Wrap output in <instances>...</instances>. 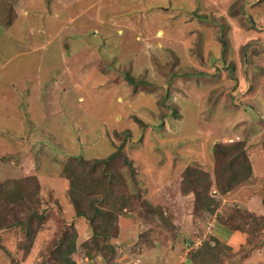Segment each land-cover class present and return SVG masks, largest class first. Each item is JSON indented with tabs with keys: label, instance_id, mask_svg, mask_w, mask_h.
<instances>
[{
	"label": "rangeland",
	"instance_id": "1",
	"mask_svg": "<svg viewBox=\"0 0 264 264\" xmlns=\"http://www.w3.org/2000/svg\"><path fill=\"white\" fill-rule=\"evenodd\" d=\"M125 74L147 85L134 90ZM263 120L264 0H0V226L45 215L0 232V264H56L48 254L74 228L76 264H194L215 239L221 264H264ZM127 131L139 184L120 170L127 187L102 207L127 200L129 216L116 223L115 252L90 260L91 231L86 240V223L76 226L59 171L70 155L105 158ZM234 141L253 165L242 207L221 200L217 218L167 204L168 183L186 167L214 179V145ZM16 186L24 200L6 207Z\"/></svg>",
	"mask_w": 264,
	"mask_h": 264
},
{
	"label": "trees",
	"instance_id": "2",
	"mask_svg": "<svg viewBox=\"0 0 264 264\" xmlns=\"http://www.w3.org/2000/svg\"><path fill=\"white\" fill-rule=\"evenodd\" d=\"M197 18L199 20L206 19L200 16ZM249 18L251 20L250 16ZM251 23L253 22L251 21ZM223 26L222 28L224 29L225 25ZM220 41L221 55L223 57L228 47L223 36L220 37ZM124 78L125 81L133 86L134 90H136L139 85H147L144 81L134 80L128 74H125ZM172 113L176 115L177 111L172 110ZM137 121L143 129L147 127L144 122L140 120ZM121 137V144L105 158L85 159L81 156L70 155L59 171V176L66 181L67 201L74 210V217L76 219H82L91 231L90 241L93 246L92 248L88 247V252L84 254V256H86V258L88 257L87 259L90 258V260H92L94 256H103L106 253H114L116 250V246L111 244L110 240L117 236L116 223L120 218L126 215L128 202L127 200L122 201L123 199H121L120 205L114 202L109 204L107 208H103L102 206L105 200L112 195L114 196V200L120 198L115 195V185L118 187L121 185L123 188L127 187L124 176L120 173V170L125 169L128 172L129 179L133 185L139 184L133 162L123 151L126 141L132 139L131 132H124ZM246 147L244 141H234L229 144L216 143L212 151L213 158L216 162L213 170L215 174L214 179L211 180L210 178L211 172L194 167H186L180 180L176 181V183L170 182L163 189L164 193H162V195L167 204L171 207V204L179 206L183 205L185 202L189 207L191 203L194 211L199 209L202 210V212H206L211 217L216 215L218 218L216 210L220 206L222 198L227 197L229 193L236 191L243 185H247L248 181L251 180L253 165L247 154ZM116 160L118 163H115ZM210 190H212V192L216 190L217 193H210ZM24 195L25 194L19 186H16L13 192L7 194L4 192L3 200L5 206L8 207L15 203H21L24 200ZM148 204L150 203L148 202ZM145 207L152 208L149 205ZM151 210L153 211L154 209ZM43 212L45 214L47 211L43 210ZM156 212L160 213V210L157 208L155 210V213ZM250 213L253 214L251 215L252 218L255 214L253 212ZM34 217L43 220L45 215H39L36 211H30L24 222L15 220L11 224H4L0 226V232L17 227L23 230L28 228L29 230L30 222ZM175 218L176 217L173 215V221L176 220ZM255 218L256 217L252 218L254 222H256ZM77 233L78 232L74 228V231L70 235L66 232L58 237V241L51 249L48 257H54L56 264H76L72 255L75 256L77 251ZM101 240L108 242L101 244ZM215 240L217 241L215 243L216 245H213L214 249L210 244L204 243L201 247L192 252L190 259L194 264H221L217 261L220 251L218 253H213L217 250L215 248L218 246V242H220L218 239ZM188 241L189 240L186 239V243ZM83 242V246L86 247L88 243H85L86 241ZM189 244L193 249L194 244L190 242ZM224 246L227 245L224 244ZM189 247L190 246H188V249ZM44 264H47V260L44 261Z\"/></svg>",
	"mask_w": 264,
	"mask_h": 264
},
{
	"label": "crops",
	"instance_id": "3",
	"mask_svg": "<svg viewBox=\"0 0 264 264\" xmlns=\"http://www.w3.org/2000/svg\"><path fill=\"white\" fill-rule=\"evenodd\" d=\"M168 172H169V171H167V173H168ZM178 172H181V171H178ZM178 172H176V173H178ZM171 173H172V174H175L174 172H170L169 175H170ZM169 175H168V176H169ZM153 177H154V175L152 176V178H153ZM168 184H169V183H168ZM246 187H247V189H249V186H248V185H246ZM243 188H244V187H240V188H238L236 191L229 193L227 198H226V197H225V198L223 197V198H222L223 202H225L224 199H226V200H232V198H233L234 196H236V197H237V202L239 203V206L242 207L243 204H242L241 201H239V200H240V196H241L242 193H243V192H242ZM150 192H151L152 195H154V194L156 193V190L153 188V190H152V191L150 190ZM153 200H155V199H153ZM148 202H149V201H148ZM155 203H157L156 200H155ZM225 203H226V202H225ZM225 203H224V204H225ZM245 205H246V204H245ZM71 207H72V206H71ZM244 208H246V207H244ZM246 210L249 211L248 208H246ZM250 212H253V211L250 210ZM253 213H254V212H253ZM125 214H126V215H125L124 217H122V218H126V217L129 216V215H127V212H126ZM254 214H255V213H254ZM81 222H83V224H84V221H83L82 219H77V222L75 223L76 226H77L78 223L81 224ZM142 227H144V226H142ZM215 229H216V227H215ZM77 230H79V229H77ZM84 230H87V231H88V232L84 235V236H85L84 239L88 240V237L90 236V229L88 228V226H87L86 224H84V227H83L82 231H84ZM139 230H141V229H139ZM142 230H144V229H142ZM142 232H143V231H142ZM78 233H79V231H78ZM140 234L143 235V233H140ZM183 234H184V233L181 232V238L185 237ZM79 236H81L80 233H79ZM142 237H143V236H142ZM116 239H117V236L114 237V238H111L110 243H111V244L115 243V240H116ZM151 240H153V238H151ZM82 242H83V241H82ZM113 245H114V244H113ZM180 245H181V244H180ZM188 246H189V245L186 244V247H187L186 249H187V251H189V249L192 248V247L190 246L189 249H188ZM193 248H196V249H197V246H196V247H193ZM163 249H166V251H168V252L171 250L170 248L168 249L167 246H166V247L163 246V247H162V250H163ZM177 249H178V248H177ZM181 251H182V249L179 248V252H180V253H181ZM148 253H149V252H148ZM160 255H161V253H160ZM160 255H159V256H160ZM150 256H151V255H150ZM167 256H168V253H167ZM100 257H101V256H100ZM100 257H99V258H100ZM157 257H158V256H157ZM157 257H156L155 260H153L152 264H155V263H156V264H161L160 260H158L159 258L157 259ZM169 257H170V256H169ZM169 259H170V258H169Z\"/></svg>",
	"mask_w": 264,
	"mask_h": 264
},
{
	"label": "built area",
	"instance_id": "4",
	"mask_svg": "<svg viewBox=\"0 0 264 264\" xmlns=\"http://www.w3.org/2000/svg\"><path fill=\"white\" fill-rule=\"evenodd\" d=\"M198 245V243H196L195 245H193V247H196Z\"/></svg>",
	"mask_w": 264,
	"mask_h": 264
}]
</instances>
